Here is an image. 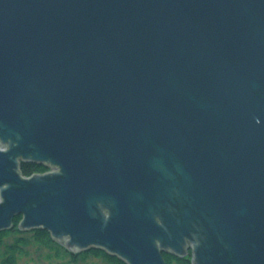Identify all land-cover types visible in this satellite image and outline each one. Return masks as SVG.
I'll return each instance as SVG.
<instances>
[{"label": "water", "instance_id": "1", "mask_svg": "<svg viewBox=\"0 0 264 264\" xmlns=\"http://www.w3.org/2000/svg\"><path fill=\"white\" fill-rule=\"evenodd\" d=\"M17 216L74 255L264 264V0H0Z\"/></svg>", "mask_w": 264, "mask_h": 264}, {"label": "trees", "instance_id": "2", "mask_svg": "<svg viewBox=\"0 0 264 264\" xmlns=\"http://www.w3.org/2000/svg\"><path fill=\"white\" fill-rule=\"evenodd\" d=\"M21 173L28 176L31 172V167L27 165H21ZM20 221V217L14 218L13 228L9 231L0 233V248L1 259L0 264H17V259L21 255L25 254L27 246L36 245L39 247L47 248L53 251L58 256L60 251L65 252L64 248L52 241L50 234L43 230H34L30 232H21L17 229V225ZM82 258L88 255L94 257H100L109 264H124L116 258L106 255L104 252L96 249H91L88 252L79 254ZM72 259L76 260L78 255L71 254ZM162 257L166 264H190V254L184 258L177 259L167 254H162Z\"/></svg>", "mask_w": 264, "mask_h": 264}, {"label": "rangeland", "instance_id": "3", "mask_svg": "<svg viewBox=\"0 0 264 264\" xmlns=\"http://www.w3.org/2000/svg\"><path fill=\"white\" fill-rule=\"evenodd\" d=\"M17 217H20V216H17ZM17 217H14V218H17ZM0 251H1V248H0ZM59 254L60 255L56 256L53 253V251L48 250L47 248L39 247L36 245H32V246L30 245V246H27L25 254L18 257L17 264H109L102 258L94 257L92 255H88L85 258H82V256L79 255L81 253H79L77 254L78 255L77 259L73 260L71 254L67 252L66 250L65 252L60 251ZM0 259H1V256H0Z\"/></svg>", "mask_w": 264, "mask_h": 264}, {"label": "flooded vegetation", "instance_id": "4", "mask_svg": "<svg viewBox=\"0 0 264 264\" xmlns=\"http://www.w3.org/2000/svg\"><path fill=\"white\" fill-rule=\"evenodd\" d=\"M29 167H31V172L28 176L32 175V174H39V173H44V172H47L50 170V168L48 167H45L44 165H35V164H32V163H27L25 164Z\"/></svg>", "mask_w": 264, "mask_h": 264}, {"label": "bare ground", "instance_id": "5", "mask_svg": "<svg viewBox=\"0 0 264 264\" xmlns=\"http://www.w3.org/2000/svg\"><path fill=\"white\" fill-rule=\"evenodd\" d=\"M21 165H25V164H21ZM20 168H21V166H20Z\"/></svg>", "mask_w": 264, "mask_h": 264}]
</instances>
